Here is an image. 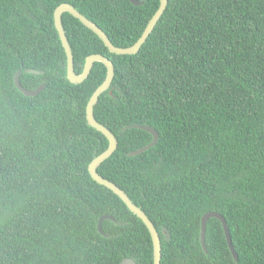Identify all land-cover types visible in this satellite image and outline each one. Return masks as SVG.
<instances>
[{
  "label": "trees",
  "instance_id": "trees-1",
  "mask_svg": "<svg viewBox=\"0 0 264 264\" xmlns=\"http://www.w3.org/2000/svg\"><path fill=\"white\" fill-rule=\"evenodd\" d=\"M0 0V264H154L151 233L89 164L107 136L87 104L107 76L95 62L67 78L55 24L74 5L120 47L141 37L160 0ZM81 73L86 57L111 58L115 77L95 104L118 138L98 172L154 222L162 264H264V0H169L139 52H111L79 18L63 14ZM26 68L38 73L25 71ZM28 89L44 85L36 95ZM156 145L137 155L153 134ZM221 213L222 221L202 217ZM105 234L98 229L102 215Z\"/></svg>",
  "mask_w": 264,
  "mask_h": 264
},
{
  "label": "water",
  "instance_id": "water-1",
  "mask_svg": "<svg viewBox=\"0 0 264 264\" xmlns=\"http://www.w3.org/2000/svg\"><path fill=\"white\" fill-rule=\"evenodd\" d=\"M131 1L137 5H140L142 3L139 0H131ZM160 1L161 3H160L159 8L157 9L153 17L150 19L141 37L136 41V43H134L131 46H127V47H120V46L115 45L112 42V40L109 38L107 33L101 27H99L95 22L90 20L83 13H81L71 3L63 2L55 10V24H56L57 30L61 37V41L64 45V48L67 54V78L73 83H81L86 78L89 77L95 62H102L107 67V76L105 80L100 86L97 87V89L94 91V93L92 94V96L90 97L88 101L87 119H88L89 124H91L93 127H95L96 129H98L99 131H101L107 136L109 140V145L107 149H105L103 152H101L100 154H98L96 157L93 158V160L89 164V171L92 177L96 181H98L99 183L103 185H106L107 187L111 188L116 194H118L123 199V201L127 204V206L131 209V211H133L140 218H142L144 223L147 225L151 233L152 239H153L154 264H162L161 262L162 261V242H161L160 234L154 222L146 214V212L142 209V207L137 205L132 200V198L120 186H118L115 182L111 181L110 179H107L106 177H104L98 172L99 165L102 162H104L107 158H109L118 147L117 136L105 124L97 120V118L95 117V112H94L95 104L98 102L100 95L104 93L105 91H107L113 82V79L115 77L114 62L111 58H109L105 54L92 53L86 57V61H85L82 72L77 73L75 69V59H74L73 49H72V46L70 44V41L68 39L66 30L63 24V14L65 12H69L75 17L79 18L87 27L91 28L95 33L99 35V37L104 41V43L106 44V46L109 48L111 52L118 53V54H135L139 52L142 45L145 43L149 35L152 33L159 19L161 18L165 9L168 6L169 0H160ZM25 71L35 72V73L39 72L38 70L33 69V68H26ZM21 73L22 71L18 70L16 74V84L22 92H24L27 95H36L42 90L44 85H41L36 89H28L24 87L20 81ZM132 127L141 128V129H145L149 131L150 133L153 134V139L147 145L140 147L139 149H136L134 151H131L130 155L140 154L144 152L145 150L157 144L159 140V132L157 129H155L154 127L148 124H141V123L132 124V125L127 126L126 128H132ZM211 217H217L222 221L230 249L235 259H238V254L235 249L233 239H232L229 227L227 225L226 218L217 211H208L202 217L201 238H202V244H203L204 249L207 250L206 228H207V221ZM107 218H111L115 220V217L109 214H104L100 217L99 222H98V229L102 234H105L103 227H102V223H103V220ZM122 264H137V262L133 258H126L122 261Z\"/></svg>",
  "mask_w": 264,
  "mask_h": 264
}]
</instances>
